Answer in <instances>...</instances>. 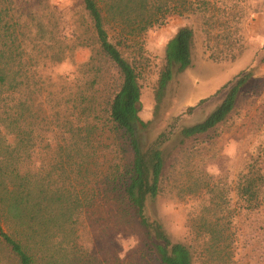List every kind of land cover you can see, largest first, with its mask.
<instances>
[{
	"label": "trees",
	"instance_id": "trees-1",
	"mask_svg": "<svg viewBox=\"0 0 264 264\" xmlns=\"http://www.w3.org/2000/svg\"><path fill=\"white\" fill-rule=\"evenodd\" d=\"M208 6L207 0H82L93 36L79 35L75 46H89L92 54L74 79L63 78V107L54 108L50 116L45 103L54 101L52 97L48 101L53 90L46 100L42 95H28L14 114L23 128L11 143L0 145V264H195L192 244L172 240L150 212L162 191L168 160L163 150L177 136L183 145L224 124L247 77L234 83L206 120L178 133L170 127L147 146L142 132L148 124L139 115L140 73L121 48L141 49L142 38L153 27ZM9 13L0 9V36L6 31L4 51L0 49V64H4L0 84L14 94L19 76L23 73L20 84L28 88L31 76L27 64H16L22 27L6 21ZM20 35L24 38V33ZM193 38V30L183 27L168 42L157 102L163 100L174 69L182 73L192 66ZM66 59L63 56V62ZM55 115L60 116V124L54 125ZM51 127H57L60 134L50 137ZM249 173L240 189L247 204L241 207L244 210L257 209L263 195L264 175ZM221 190L219 203L212 198L192 221L204 234L209 264L211 259L238 264L237 208L233 214L232 201ZM215 192L209 189L210 194ZM102 201L110 204L116 220L139 230L138 248L123 259L103 258L95 239L88 241L81 235L85 217Z\"/></svg>",
	"mask_w": 264,
	"mask_h": 264
},
{
	"label": "rangeland",
	"instance_id": "rangeland-1",
	"mask_svg": "<svg viewBox=\"0 0 264 264\" xmlns=\"http://www.w3.org/2000/svg\"><path fill=\"white\" fill-rule=\"evenodd\" d=\"M207 1L206 10L170 18L164 25L147 31L141 49L121 48L126 58L135 61L140 73L139 115L148 124L142 132L147 146L170 127L178 133L181 128L206 120L222 104L234 83L247 77L235 109L224 124L183 145L178 136L166 144L163 151L168 160L162 191L150 212L162 222L172 240L192 244L195 264H209L204 234L195 228L192 218L212 198L219 203L220 187L232 201L233 214L237 208L236 261L264 264V187L259 207L254 210L241 208L247 204L240 191L249 172L264 175V0ZM0 9L10 10L6 21L22 27L18 32L22 49L15 60L16 64H27L31 76L29 88L20 84L23 73L19 76L14 94L0 84V145H4L5 141L11 143L14 134L23 128L14 114L20 103L28 101V95H42L46 100L53 90L48 101L51 97L54 101L45 103L50 116L54 108L63 107V78L74 79L92 54L89 46H75L76 37L85 33L90 39L93 31L82 0H0ZM183 27L194 32L192 66L182 73L174 69L173 80L159 103L156 92L166 65V46ZM20 33H24V38ZM2 35L0 49L4 51L6 41ZM110 35L115 37L112 31ZM63 56L67 57L64 62ZM3 67L1 63L0 68ZM10 67L17 71L11 63ZM227 84L230 85L225 88ZM59 117H52L54 125L61 123ZM48 130L52 138L60 134L57 127ZM211 188L216 192L210 194ZM100 203L85 217L81 235L88 241L95 239L103 258L123 259L138 248L139 230L116 220L106 201ZM211 261L210 264H219Z\"/></svg>",
	"mask_w": 264,
	"mask_h": 264
}]
</instances>
